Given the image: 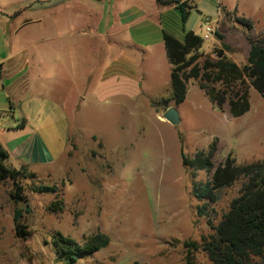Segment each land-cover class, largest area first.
<instances>
[{
	"label": "rangeland",
	"instance_id": "obj_1",
	"mask_svg": "<svg viewBox=\"0 0 264 264\" xmlns=\"http://www.w3.org/2000/svg\"><path fill=\"white\" fill-rule=\"evenodd\" d=\"M135 1L125 3L132 6ZM43 2L56 5L70 0H0V58L9 49L8 39L15 36L12 25L1 15L11 13L22 16L20 23H34ZM91 6L98 28L92 32L101 35L98 39L102 42L94 41L96 56L90 61L89 36L79 34L89 32L85 23L63 22L51 32H37L33 27L29 37L19 34L15 39L16 45H28L41 37L51 38L31 49L48 50L41 58L51 66L58 63L52 53L57 49L63 66L71 60L73 76L75 64L76 81L64 78L67 68H36L33 73L35 91L66 108L68 147L54 164L36 169L37 174L20 170L22 200H16L17 189L11 179L0 182V264H67L52 247L57 233L80 244L97 234L109 238L107 248L80 257L77 264H184L185 243L202 245V237L213 234L208 220L216 226L222 222L244 183L238 180L217 191L215 204L206 197L199 199L196 187L204 186L209 177L205 171L195 172L184 159L208 154L214 143L216 166L228 158L237 166L264 162V100L248 82H237L234 93L240 87L246 90L251 108L242 117L233 118L228 103L223 112L218 110L191 80L183 102L177 104L164 48L143 57L132 74L111 79L103 54L109 41L102 36L114 8L110 6L109 13L103 1ZM221 8L219 21L212 22L214 40L203 43L200 51L201 62L218 60V53L223 52L242 68L251 43L264 46V0H222ZM78 11L88 10L78 7ZM75 15L62 17L68 20ZM191 26L202 37L199 20ZM57 34L77 36L76 63L69 57V51L75 49L74 38L54 39ZM131 34L139 36L134 30ZM54 73L61 87H54L55 80L49 77ZM214 88L221 93L230 87L217 82ZM170 109L178 112V125L164 120ZM204 205H208L207 216H200ZM17 211L22 216L18 224ZM192 255L196 264H212L202 249L193 250ZM256 261L264 264L262 259Z\"/></svg>",
	"mask_w": 264,
	"mask_h": 264
},
{
	"label": "crops",
	"instance_id": "obj_2",
	"mask_svg": "<svg viewBox=\"0 0 264 264\" xmlns=\"http://www.w3.org/2000/svg\"><path fill=\"white\" fill-rule=\"evenodd\" d=\"M94 1L106 2L109 8L105 6L104 9L109 13L110 6L114 8L113 13L111 10L109 14L111 19L107 20V30L102 36L109 41L103 54L107 63L106 71L111 74L110 78L113 80L118 75L132 74L136 64L156 48L165 50L164 32L183 42L187 32L198 35L191 26L194 20H199L202 25L206 21L215 24L219 21L222 9V0H165L188 4L190 14L187 21L183 22L179 3L165 6L157 3L156 0H136L134 5L128 6L125 0H70L67 3L58 2L56 5L48 2L40 3L38 19L34 23H25L27 20L20 23L19 19L22 16L14 17L11 13L7 14L9 16L1 15L8 25H12L11 32L15 34L13 39H8L10 43L6 55L0 58V145L9 153L5 165L10 170L25 169L29 173L37 174L38 168L54 164L67 151L70 130L68 113L66 108L52 101L48 95L35 91L33 73L36 68H55V71L57 68H67L64 71V78L76 81L75 64L73 76L71 60L68 66H63L60 63L61 55H57L59 52L57 49L52 53L58 63L54 62L52 66L47 64L46 58H41V54L48 53V50L31 49L34 44L47 43L51 38L41 37L28 45H16L15 39L19 38V34L29 37L33 27L37 28V32L47 29L51 32L59 28L63 22L72 23L74 20L77 24L85 23L89 32L79 34L89 36L90 61L96 56L92 51L94 41L98 43V37L101 36L92 32L94 29L98 30L95 28L97 17L93 15L95 11L91 6ZM78 7H85L88 11L82 13L78 11ZM62 15L65 17L75 15V18L67 20ZM131 30L139 36L131 34ZM68 36L75 41V49L69 51V57H74L76 63V48L77 44L79 45L75 39L77 36L57 34L53 38L66 40ZM49 52L51 54V51ZM136 54L138 57H133ZM85 58L88 62V57ZM55 75L54 73V77H49L55 80ZM41 80L42 77L39 76L38 81ZM61 86L62 82L56 83L55 80L54 87Z\"/></svg>",
	"mask_w": 264,
	"mask_h": 264
},
{
	"label": "trees",
	"instance_id": "obj_3",
	"mask_svg": "<svg viewBox=\"0 0 264 264\" xmlns=\"http://www.w3.org/2000/svg\"><path fill=\"white\" fill-rule=\"evenodd\" d=\"M156 2L165 6L179 3L183 22L187 21L190 11L186 2ZM242 21L247 24L246 20ZM247 26L251 27L249 23ZM163 41L171 65L172 95L177 104L183 102L191 80L210 97L218 110L223 112L224 105L228 103L233 118L242 117L251 108L246 90L240 87L234 93L233 85L237 82H248L264 100V46L251 43L247 63L240 68L224 56L223 52L218 53V60L206 58L201 62L203 39L194 32H187L183 42L164 32ZM217 82H224L230 88L221 93L217 92L214 88ZM216 151L217 146L213 143L208 154L200 153L193 160L184 159V163L195 172L205 171L209 177L204 186L196 187L197 197L209 198L215 204L218 199L217 191L232 186L238 180H243L244 183L240 197L232 202L230 211L223 216L222 222L216 226L208 220L213 234L203 236L202 245L185 243L188 252L184 264H196L192 252L200 249L207 253L212 264H259L256 261L258 259L264 262V162L237 166L236 161L228 158L225 163L216 166ZM8 158V151L0 145V182L11 179L17 189L14 196L20 201L23 193V188L19 185L22 172L7 168L5 161ZM208 205L200 207V216H207ZM21 218V212L17 211L16 224ZM109 244V238L102 234L91 237L84 244L60 233L52 237L53 250L67 264H77L80 257L95 254Z\"/></svg>",
	"mask_w": 264,
	"mask_h": 264
},
{
	"label": "built area",
	"instance_id": "obj_4",
	"mask_svg": "<svg viewBox=\"0 0 264 264\" xmlns=\"http://www.w3.org/2000/svg\"><path fill=\"white\" fill-rule=\"evenodd\" d=\"M203 43H209L214 40V29L211 22L206 21L203 25Z\"/></svg>",
	"mask_w": 264,
	"mask_h": 264
},
{
	"label": "water",
	"instance_id": "obj_5",
	"mask_svg": "<svg viewBox=\"0 0 264 264\" xmlns=\"http://www.w3.org/2000/svg\"><path fill=\"white\" fill-rule=\"evenodd\" d=\"M164 120L173 125L179 124V115L175 109H170L164 116Z\"/></svg>",
	"mask_w": 264,
	"mask_h": 264
}]
</instances>
